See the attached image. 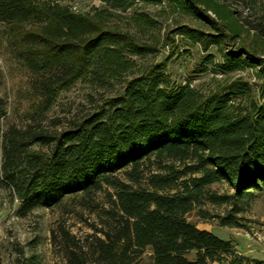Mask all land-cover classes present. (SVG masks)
Here are the masks:
<instances>
[{
	"label": "trees",
	"instance_id": "obj_1",
	"mask_svg": "<svg viewBox=\"0 0 264 264\" xmlns=\"http://www.w3.org/2000/svg\"><path fill=\"white\" fill-rule=\"evenodd\" d=\"M44 1L49 6L56 0ZM100 1L118 9L167 1L200 11L194 0ZM39 12L38 0H0V23L8 26ZM49 12L58 32L30 31L21 38L50 51L24 54L30 70L49 71L41 81L47 98L52 84L84 74L110 36L103 31L81 40L67 37L75 17L66 9ZM223 31L194 37L207 49L229 38ZM213 64L221 72L258 67L263 80L255 94L242 79L204 94L188 82H171L157 65L61 130L31 124L0 129V188L17 200L18 215L76 195L88 202L103 187L112 189L105 220L82 242L59 228L64 264H136L147 250L154 264H264L245 260L232 239L186 218L212 182L226 179L233 192H209L207 199L231 200L234 212L237 202L251 201L264 189V59L238 48ZM3 113L0 106V118ZM234 219L228 213L220 224L232 226Z\"/></svg>",
	"mask_w": 264,
	"mask_h": 264
},
{
	"label": "rangeland",
	"instance_id": "obj_2",
	"mask_svg": "<svg viewBox=\"0 0 264 264\" xmlns=\"http://www.w3.org/2000/svg\"><path fill=\"white\" fill-rule=\"evenodd\" d=\"M38 1L40 12L35 17L10 26L0 23V106L4 111L1 131L9 124L61 130L104 98L120 93L126 80L157 65L171 82H188L204 94L233 79L245 80L255 94L263 80L258 67L221 72L213 63L220 62L226 50L238 48L264 59V0H194L199 12L167 1L135 2L124 9L109 7L100 0H56L49 6L47 1ZM51 8L66 9L75 17L73 32L65 31L67 37L81 40L103 31H110V36L102 42L84 74L52 84L47 98L41 81L49 71L30 70L24 54L33 49L46 56L50 51L25 44L21 38L30 31H57L53 20L48 19ZM220 28L229 38H218L219 42L207 49L194 37L220 36ZM205 190L186 213L187 220L219 237L232 239L245 260L264 261V189L255 191L251 201L237 202L240 209L235 212L231 200L207 199L209 192H233L226 179L210 183ZM111 191L103 187L88 202L76 195L56 206L36 208L20 216L16 213L17 200L0 188V264H64L59 228L82 242L94 227L100 226V220H105L106 194ZM228 213L234 216L235 223L221 225L220 218ZM186 256L193 258L194 253ZM136 264H154L150 252L145 251Z\"/></svg>",
	"mask_w": 264,
	"mask_h": 264
}]
</instances>
